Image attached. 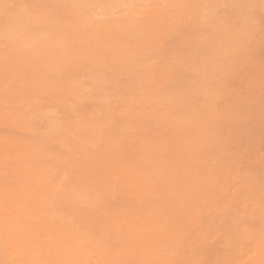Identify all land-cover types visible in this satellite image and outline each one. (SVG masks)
Returning a JSON list of instances; mask_svg holds the SVG:
<instances>
[{"label":"rangeland","instance_id":"1","mask_svg":"<svg viewBox=\"0 0 264 264\" xmlns=\"http://www.w3.org/2000/svg\"><path fill=\"white\" fill-rule=\"evenodd\" d=\"M0 264H264V0H0Z\"/></svg>","mask_w":264,"mask_h":264}]
</instances>
